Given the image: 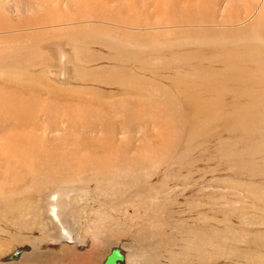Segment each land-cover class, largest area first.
I'll return each instance as SVG.
<instances>
[{
    "label": "rangeland",
    "instance_id": "1",
    "mask_svg": "<svg viewBox=\"0 0 264 264\" xmlns=\"http://www.w3.org/2000/svg\"><path fill=\"white\" fill-rule=\"evenodd\" d=\"M263 42L264 0H0V114L34 119L0 131V155L13 131L33 134L20 176L45 179L28 213L5 217L0 258L29 247L14 264H100L117 244L123 264H264V53H247ZM232 53L244 59L229 67ZM104 143L124 169L90 179L74 155ZM60 168L79 179L47 182ZM58 186L80 243H56L44 218Z\"/></svg>",
    "mask_w": 264,
    "mask_h": 264
},
{
    "label": "bare ground",
    "instance_id": "2",
    "mask_svg": "<svg viewBox=\"0 0 264 264\" xmlns=\"http://www.w3.org/2000/svg\"><path fill=\"white\" fill-rule=\"evenodd\" d=\"M260 21V20H259ZM263 22V20H262ZM258 24V22H256ZM259 25V24H258ZM258 25H253V26H256V28L258 27ZM262 25V24H261ZM259 29V28H258ZM255 39V38H254ZM257 40V39H256ZM259 40V39H258ZM254 42V41H253ZM258 42V41H257ZM262 43V40L260 41ZM255 43V42H254ZM264 43V42H263ZM255 44H250V46H254ZM260 47V46H259ZM256 47L254 48L253 50H249V46H248V50H247V53H254V51H256V53L254 54H259L260 51L261 53H264V49H262L261 47ZM257 49H259V51H257ZM232 54H235V55H232L233 57L227 61V65L230 67L232 65V62H235V61H242L244 59V57L239 54V53H232ZM250 55V54H249ZM256 59V58H255ZM252 60V59H251ZM250 60V61H251ZM225 62V60H224ZM256 63V62H255ZM226 64V63H225ZM258 64V63H257ZM254 69V68H252ZM256 74V73H255ZM231 77V76H230ZM256 77H258V74H256ZM234 79L236 78L237 80H241L237 75H234L233 77ZM218 79V78H217ZM231 79V78H230ZM235 79V80H236ZM256 79V78H255ZM236 80V81H237ZM215 81V79H214ZM218 81V80H217ZM216 81V85L218 84H221L220 82H217ZM242 81V80H241ZM232 82V81H231ZM234 82V81H233ZM236 83H239V82H236ZM181 84V83H180ZM224 84H227L224 83ZM241 84V83H239ZM239 84H237L239 86ZM222 85V84H221ZM183 86V84H182ZM190 86V84H189ZM188 86V88L190 89V87ZM242 87V86H241ZM245 87V86H244ZM262 87V86H261ZM187 88V87H186ZM188 88H187V91H185L186 94H188ZM240 88V86H239ZM250 88V87H249ZM210 90L208 91H211L214 90L216 94V92H219V91H216V90H219V89H216L215 88V85H212L209 87ZM212 89V90H211ZM223 89V88H222ZM236 89V88H235ZM234 89V90H235ZM243 89V87H242ZM181 90V89H179ZM186 90V89H185ZM221 90V89H220ZM213 91V92H214ZM226 91V90H224ZM231 92H234L233 90H230ZM245 91V90H244ZM223 93V91H220V93ZM250 93V92H249ZM209 94V93H207ZM206 94V95H207ZM228 94V92L226 93V95ZM246 94V93H245ZM213 95V94H212ZM218 97L220 95L216 94ZM215 95V96H216ZM232 95H234L232 93ZM237 95V94H236ZM239 95V94H238ZM241 95V94H240ZM247 95V94H246ZM251 96V94H249ZM248 95V96H249ZM213 96V97H215ZM216 96V97H217ZM247 96V97H248ZM208 97H211L210 99ZM211 95L210 96H206V100H210V103L212 105V98H213ZM217 97V98H218ZM231 97V96H230ZM236 97V96H235ZM220 98V97H219ZM232 98V97H231ZM254 98V97H253ZM215 100V98H213ZM221 99V98H220ZM186 100V99H185ZM188 100V99H187ZM186 100V101H187ZM184 101V100H183ZM219 101V100H218ZM237 101V100H236ZM209 102V101H207ZM215 102V101H214ZM217 102V101H216ZM210 103L209 106H210ZM221 103V102H220ZM219 103V104H220ZM214 104V103H213ZM250 104V103H249ZM143 105V104H142ZM102 107H104L103 105H101ZM215 106V104H214ZM217 106V104H216ZM189 108V107H188ZM234 112H238V110H235V107H232ZM110 109H103V113L105 111H109ZM97 111V110H96ZM113 112V111H112ZM110 111V113H112ZM97 113V118L99 119V122L102 123L104 125L105 122H107V118L105 115V113ZM103 114V115H102ZM18 115V114H16ZM108 115V114H107ZM111 114H109L110 116ZM39 116L36 115V118ZM164 116L166 118H164ZM25 117V116H24ZM112 117V116H110ZM130 117V116H129ZM138 116H136L137 118ZM169 115H162V118H155L156 120L154 121L155 125L157 124L159 127H161L160 125L162 124L163 121H165L166 119H168ZM31 117H26V118H23V117H20L19 116H11V115H6V114H0V131L4 130L6 127L8 129V126H10L11 124L12 125H18V128L20 127L21 128H24L26 127L25 129H28L27 127L30 125L31 121L34 120V119H30ZM115 118H118L119 117H115ZM134 118V115L133 117ZM135 119V118H134ZM138 119V118H137ZM112 120V119H110ZM109 120V122H110ZM140 120V119H138ZM150 121V120H149ZM20 125V126H19ZM39 125L40 127L44 126L43 124H41V122H36V125L34 126L33 129H36V126ZM49 126H47L48 128ZM98 127V126H97ZM11 128V127H10ZM14 128V127H13ZM7 129L5 131H7ZM162 129V127H161ZM213 129V127H209L208 130H211ZM24 130V129H23ZM13 133V137H10L8 139H11L14 143V150H6L4 148H2V154L0 155V226H4L5 225V217H7V221H8V217L9 216H14L20 212L21 213V210L26 207L27 203L28 202H31L30 199H33L35 198V194H36V190L38 187L40 186H36L37 183H42L45 181V179H41L39 180L38 179V176H33L32 179H30L31 182H28L24 177L20 176V174L22 172H24L25 170V152H24V146L26 145L25 143H31L35 140V138L33 137L34 135L33 134H23V133H16V132H12ZM162 134V133H161ZM28 137V139L26 140L25 142V139ZM5 138V137H4ZM13 138V139H12ZM41 140H38L37 142H39ZM83 143V142H82ZM16 144V145H15ZM81 145H84V147H88L87 144H81ZM110 143L106 144H98L95 146V150H96V154L97 155L95 157V155H93L91 158L92 162L90 163H87V161H89V153L85 154V155H79V154H75L74 155V161H76L77 165H78V170H86V171H89L91 172L92 170H96V172L94 171V173H91L92 176H90V179H98V178H101V179H108V178H111V177H118V175H120V172H122V170L124 169V167L122 166L123 165V161H121L122 159L118 158V153L117 151H114L116 150V148H112V150L110 149L109 147ZM4 147V146H3ZM83 149V147H81ZM120 148V147H119ZM6 150V151H5ZM108 150L110 151H113V153H110L109 155L107 153ZM122 150V149H121ZM124 150V149H123ZM104 154L105 156H103L104 158H102L100 155ZM45 156V158H47V155L46 154H43ZM121 155V154H120ZM16 159H10V158H15ZM100 157V158H99ZM126 157V156H124ZM90 158V160H91ZM127 160H128V157H127ZM126 161V160H125ZM49 162L46 161V163H43L44 166H48ZM92 163L94 164V167H91L92 166ZM137 163V162H136ZM96 164V165H95ZM140 167V166H139ZM91 168V169H90ZM55 172H57V177L58 178H54L53 175H54V172H50L49 176L50 178L48 179L47 182L53 180V183H67L69 181H65V180H62V181H59L61 179H67V180H78L79 177L77 176L78 173L74 170V169H70V168H60L58 170H56ZM124 173V172H123ZM127 173V172H126ZM98 175H101L98 177ZM11 176V177H10ZM9 178H13V183H10L9 180H7ZM135 179V178H134ZM92 180V181H93ZM55 181V182H54ZM187 182V181H186ZM10 183V185L8 186V184ZM70 183H74V182H70ZM98 183V182H97ZM181 182H178V184H180ZM132 184V183H131ZM50 185V184H49ZM48 185V186H49ZM184 185V184H183ZM23 186H26V187H34L32 188L31 190H27L25 193L21 194L22 193V189L21 187ZM172 187V186H171ZM170 187V188H171ZM162 188V187H161ZM168 188V187H167ZM169 188V189H170ZM34 189V191H33ZM74 189V188H73ZM67 190H71V188L69 187H65V186H58V187H55L53 189H51L50 191H48L47 193L44 194L43 196V201H44V218L49 222V225L52 226V225H57L58 228H59V231H58V236L54 237L57 241L56 243H59V244H66V245H69V243L71 244H76V243H80L82 241H80L79 239H76L75 237H73L71 231L69 230V223H71V220L68 218V216L64 215V212L62 211L63 207L68 204V203H64L63 202V197H64V193H61V191H67ZM163 189H161L162 191ZM32 191V192H31ZM129 192V191H128ZM21 194V195H20ZM118 195V194H116ZM37 197V196H36ZM118 197V196H117ZM113 200V199H112ZM115 200V199H114ZM117 200L119 201V199L117 198ZM117 201V202H118ZM35 202V200H34ZM115 202V201H114ZM106 204V203H105ZM108 204V203H107ZM127 204V203H126ZM129 204V203H128ZM127 204V205H128ZM30 205V204H29ZM109 205V204H108ZM122 205V203H121ZM126 205V206H127ZM115 206V205H114ZM29 206H27L25 208V210H27V213H28V209L31 210V206L28 208ZM37 207V206H35ZM68 207H71V210H74V209H77V207L73 204V200L70 202V205H68ZM164 207V206H163ZM28 208V209H27ZM35 211V210H34ZM25 212V211H24ZM23 212V215H25ZM32 212H33V209H32ZM32 214V213H31ZM36 215V214H35ZM34 215V216H35ZM18 214L16 215V218H17ZM28 216V215H27ZM21 217V216H20ZM29 217V216H28ZM15 218V219H16ZM34 218V217H33ZM37 218V217H36ZM94 218V217H93ZM11 219V218H10ZM23 219H24V216H23ZM14 220V219H13ZM13 220H12V223H13ZM22 220V219H20ZM35 220V219H33ZM33 220L29 221V222H34ZM26 221V220H25ZM25 221H22V222H19L21 223L20 225H22L23 222ZM18 223V226L19 228L21 227ZM68 224V225H67ZM9 225V224H8ZM16 225V224H15ZM27 224H25L24 226H26ZM29 225V224H28ZM14 227V226H12ZM27 227H31L32 226H27ZM5 228V227H4ZM7 228V227H6ZM22 228V227H21ZM8 229V228H7ZM11 229V228H9ZM25 229V227H24ZM23 229V230H24ZM30 229V228H29ZM37 229V228H36ZM26 230V229H25ZM35 230V229H34ZM6 231V230H5ZM4 231V232H5ZM12 231H13V228H12ZM7 232V231H6ZM24 232V231H22ZM73 232V231H72ZM2 233V232H1ZM7 233H10V232H7ZM5 233V235L7 234ZM17 233V232H16ZM14 232V234H16ZM12 234V233H11ZM20 234V233H19ZM18 234V236H19ZM13 235V234H12ZM17 236V237H18ZM33 239H36V238H32ZM22 240V238H21ZM32 240L30 239L29 241L32 242ZM6 241V236H3L2 235V238L0 239V243L3 244L4 242ZM24 241V240H22ZM35 242V241H34ZM32 242V244L34 243ZM38 242V240L36 241ZM30 243V242H29ZM39 243V242H38ZM37 244V243H36ZM82 244V243H81ZM29 245V244H28ZM80 245V244H79ZM117 245V244H116ZM114 246V247H118L120 248L121 252L123 253V258L118 260V264H123V263H126L127 261V255L125 254V250L122 248V247H119L118 245L117 246ZM2 246V245H1ZM75 247V246H74ZM113 247V248H114ZM97 248V247H96ZM112 248V249H113ZM82 249H85V248H82ZM111 249V250H112ZM32 249L31 248H25V247H20V248H16V250H14L10 255L8 256H5V257H1L0 258V264H14L18 261H20V259L24 256L25 258L22 260V263L24 261H26L27 259L30 260V257L29 256H25V254L29 253V252H32L31 251ZM92 250V249H91ZM49 251V250H48ZM85 251V250H84ZM36 252V251H34ZM45 252V251H44ZM50 252V251H49ZM52 252V251H51ZM69 252V251H68ZM59 253V252H58ZM3 254V253H2ZM7 254V253H5ZM84 254V253H83ZM88 254V253H87ZM31 255V254H29ZM62 255V254H60ZM29 257V258H28ZM61 257V256H60ZM107 255L104 257V259L100 262V264H104V260L106 259ZM43 258V257H42ZM45 258H46V255H45ZM129 258V256H128ZM34 259V258H33ZM131 259V258H130ZM40 260V259H39ZM56 260V258H55ZM91 260V259H90ZM38 261V260H36ZM57 262H60V261H57ZM20 263V262H19ZM65 263V262H64ZM92 263V262H91ZM62 264V262H61ZM99 264V262H98ZM130 264H133L130 263ZM137 264V263H136Z\"/></svg>",
    "mask_w": 264,
    "mask_h": 264
},
{
    "label": "water",
    "instance_id": "3",
    "mask_svg": "<svg viewBox=\"0 0 264 264\" xmlns=\"http://www.w3.org/2000/svg\"><path fill=\"white\" fill-rule=\"evenodd\" d=\"M123 258L120 248L114 247L104 260V264H118V260Z\"/></svg>",
    "mask_w": 264,
    "mask_h": 264
}]
</instances>
